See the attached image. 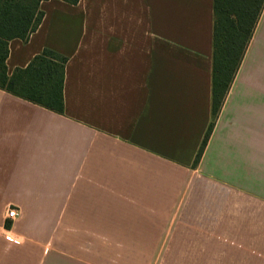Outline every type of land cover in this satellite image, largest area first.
<instances>
[{"label":"crops","instance_id":"crops-1","mask_svg":"<svg viewBox=\"0 0 264 264\" xmlns=\"http://www.w3.org/2000/svg\"><path fill=\"white\" fill-rule=\"evenodd\" d=\"M40 10L7 72L66 56L64 111L0 89V264H264V11L195 163L214 0Z\"/></svg>","mask_w":264,"mask_h":264},{"label":"trees","instance_id":"trees-1","mask_svg":"<svg viewBox=\"0 0 264 264\" xmlns=\"http://www.w3.org/2000/svg\"><path fill=\"white\" fill-rule=\"evenodd\" d=\"M41 1L0 0V89L63 113L66 56L45 49L26 68L7 72L9 42L27 41L37 30L44 17ZM63 1L77 4L79 0ZM263 11L264 0H214L212 121L195 163L203 155Z\"/></svg>","mask_w":264,"mask_h":264},{"label":"built area","instance_id":"built-area-1","mask_svg":"<svg viewBox=\"0 0 264 264\" xmlns=\"http://www.w3.org/2000/svg\"><path fill=\"white\" fill-rule=\"evenodd\" d=\"M17 216H18V210L16 208H9L8 218L13 220Z\"/></svg>","mask_w":264,"mask_h":264}]
</instances>
